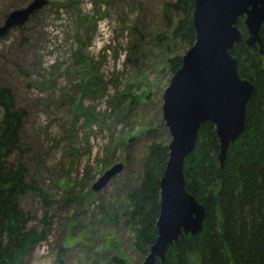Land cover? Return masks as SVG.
<instances>
[{
	"label": "rangeland",
	"instance_id": "374dc122",
	"mask_svg": "<svg viewBox=\"0 0 264 264\" xmlns=\"http://www.w3.org/2000/svg\"><path fill=\"white\" fill-rule=\"evenodd\" d=\"M32 1L0 0V25ZM171 1L48 0L23 30L0 40V84L27 115L23 162L50 199L49 206L34 193L21 199L32 217L28 227L47 233L22 264H106L113 238L128 264H143L132 233L106 223L100 209L120 207L149 146L170 142L162 117L172 79L167 61L186 53L158 39L170 36L163 7ZM134 95L141 100L130 108ZM118 163L124 170L94 192L92 185Z\"/></svg>",
	"mask_w": 264,
	"mask_h": 264
},
{
	"label": "trees",
	"instance_id": "16d2710c",
	"mask_svg": "<svg viewBox=\"0 0 264 264\" xmlns=\"http://www.w3.org/2000/svg\"><path fill=\"white\" fill-rule=\"evenodd\" d=\"M194 8L195 0L166 3L163 13L171 33L159 34L158 39L162 43L169 40L176 49H190L196 39ZM238 28L246 38L244 19L238 21ZM260 35L264 50V24ZM232 55L239 61L241 78L255 85L246 108L245 132L229 147L221 169L215 127L211 123L201 126L196 148L185 160L184 174L188 192L206 209L203 230L196 236L185 235L173 244L164 263L158 264H264V53L260 54L259 47H248L244 40L235 45ZM182 56L173 54L168 59L172 76L181 67ZM92 81L98 83L95 78ZM131 98L130 108L141 100L139 95ZM26 116V111L16 106L12 89L0 84V264H22L25 255L47 237L45 231L28 227L32 217L21 207V199L30 193L38 195L45 206L50 205L48 195L30 178L23 162L28 153L21 139ZM82 116L87 122L93 120L91 113L82 112ZM163 128L167 129L164 124ZM168 144L169 140L163 139L149 146L139 165L141 170L135 180L131 179L120 207L110 210L104 204L100 209L102 220L132 233L131 245L143 257L157 238L160 180L169 157ZM129 160L128 157V163ZM48 219L45 214V224L50 222ZM108 249L104 263H130L116 238ZM58 262L62 263L60 259Z\"/></svg>",
	"mask_w": 264,
	"mask_h": 264
},
{
	"label": "water",
	"instance_id": "95a60500",
	"mask_svg": "<svg viewBox=\"0 0 264 264\" xmlns=\"http://www.w3.org/2000/svg\"><path fill=\"white\" fill-rule=\"evenodd\" d=\"M47 4L48 0H33L9 13L0 25V40L13 29L25 26ZM240 19L247 28L246 38L238 28ZM263 24L264 0H195V43L182 56V65L163 95L169 157L160 180L157 238L143 264L164 263L173 244L203 230L206 209L186 188L185 160L195 150L199 130L205 123H211L219 137L221 169L229 147L245 132L246 108L255 85L241 78L239 61L232 53L235 45L245 40L248 47H259L263 54ZM123 170L124 164H115L92 185V190L101 191Z\"/></svg>",
	"mask_w": 264,
	"mask_h": 264
}]
</instances>
